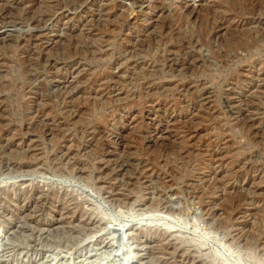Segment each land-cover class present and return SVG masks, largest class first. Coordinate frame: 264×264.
I'll return each instance as SVG.
<instances>
[{
	"label": "rangeland",
	"instance_id": "1",
	"mask_svg": "<svg viewBox=\"0 0 264 264\" xmlns=\"http://www.w3.org/2000/svg\"><path fill=\"white\" fill-rule=\"evenodd\" d=\"M55 1L0 0V264H264V0Z\"/></svg>",
	"mask_w": 264,
	"mask_h": 264
},
{
	"label": "bare ground",
	"instance_id": "2",
	"mask_svg": "<svg viewBox=\"0 0 264 264\" xmlns=\"http://www.w3.org/2000/svg\"><path fill=\"white\" fill-rule=\"evenodd\" d=\"M30 3H31V6L33 5V7L38 3L39 0H29ZM81 0H70V3L72 4H76V3H79ZM176 1V0H175ZM226 1V0H225ZM240 1V0H239ZM59 2L61 3V1L59 0ZM229 2V1H228ZM226 2V3H228ZM238 2V1H237ZM251 2V1H250ZM55 3H57V0L55 1ZM63 3V2H62ZM226 3H224L226 5ZM241 2H239L240 4ZM243 3V1H242ZM252 3V2H251ZM257 3V2H256ZM29 4V3H27ZM248 4V2L246 3ZM250 4V3H249ZM253 4V3H252ZM58 5V4H56ZM68 5V4H67ZM229 5V4H227ZM242 5V4H241ZM244 5V4H243ZM258 4H255L254 3V6ZM261 5V4H260ZM264 5V3H263ZM30 6V7H31ZM64 6V5H63ZM222 6V5H221ZM229 7V6H228ZM231 7V6H230ZM237 7V6H236ZM245 7L248 8V6L246 5ZM36 8V7H35ZM186 8V7H185ZM223 8V7H222ZM225 8V7H224ZM238 8V7H237ZM247 8H244L243 6V9L242 11L239 10L238 12H234L233 14V19L231 20H227L225 18H221L219 19V17L214 14H207L203 17V19H199L198 16H196V19L199 21V24L197 26V36L199 37V41L202 43V45L206 46V47H209V45L211 44V35L215 34L216 32H218V30H226L228 31L229 33V37H228V40L226 41V43H223V44H226L227 47H230L232 49H235V50H241V51H245V52H249L251 49L255 48L257 46V41L256 39L253 38V40H249V33H244V34H241L239 31L241 27H243V23H247V22H242V20L244 19L243 18V15L247 14L249 16H256L257 15V11L256 10H252V9H247ZM252 8V7H251ZM256 8V7H255ZM33 9V8H31ZM30 9V10H31ZM227 9V8H226ZM235 9V8H233ZM254 9V7H253ZM258 9V8H257ZM37 10V9H36ZM211 10V9H210ZM222 10V9H221ZM11 11V10H10ZM9 11V12H10ZM32 11V10H31ZM209 11V10H208ZM207 11V12H208ZM220 11V10H219ZM37 12V11H36ZM214 12V11H213ZM221 12V11H220ZM225 12V11H224ZM242 12L244 14H242ZM260 12V11H259ZM124 13V12H123ZM219 12H217L218 14ZM223 13V12H222ZM11 14V13H10ZM162 15V14H161ZM192 15V11L190 13H187V12H183V7L182 8H176L175 11H172V13L170 15H168L170 17V20L168 19L166 23H162L160 24V26L156 27L155 30L157 31V36L159 37V40L158 42H161V39L164 35L166 34H169V36L172 38L175 34L176 37H182V33H181V30H182V26L183 25H189L190 24V20H189V17H191ZM262 13L260 12V14H258V16H261ZM164 16V15H162ZM222 16V14H221ZM230 17V15H229ZM167 19V18H165ZM164 19V20H165ZM235 19H237L238 22L235 23ZM194 23V22H193ZM248 24V23H247ZM246 24V25H247ZM193 29V28H192ZM238 29V30H237ZM252 30V29H251ZM238 31V32H236ZM246 31V30H245ZM251 32V31H249ZM253 32V31H252ZM192 33H193V30H192ZM236 33H239V35L237 36ZM254 33V32H253ZM194 34V33H193ZM257 34V33H256ZM236 35V37H235ZM191 36V34H190ZM255 37V36H253ZM226 38V37H225ZM189 43H190V40H189ZM191 44V43H190ZM228 50V49H227ZM230 51H233V50H230ZM211 54L213 56H215L216 58H219V59H223L225 57V55L223 54H220L218 53L217 51L215 52V49L211 51Z\"/></svg>",
	"mask_w": 264,
	"mask_h": 264
}]
</instances>
